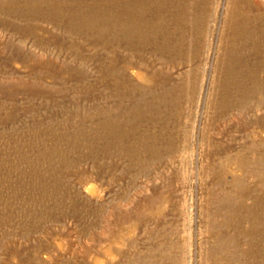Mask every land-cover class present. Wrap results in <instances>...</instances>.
I'll use <instances>...</instances> for the list:
<instances>
[{"label":"rangeland","instance_id":"obj_1","mask_svg":"<svg viewBox=\"0 0 264 264\" xmlns=\"http://www.w3.org/2000/svg\"><path fill=\"white\" fill-rule=\"evenodd\" d=\"M0 264H264V0H0Z\"/></svg>","mask_w":264,"mask_h":264},{"label":"bare ground","instance_id":"obj_2","mask_svg":"<svg viewBox=\"0 0 264 264\" xmlns=\"http://www.w3.org/2000/svg\"><path fill=\"white\" fill-rule=\"evenodd\" d=\"M86 190H88V191L92 190L93 191V187L89 185Z\"/></svg>","mask_w":264,"mask_h":264}]
</instances>
